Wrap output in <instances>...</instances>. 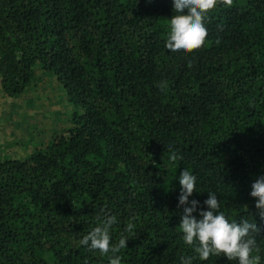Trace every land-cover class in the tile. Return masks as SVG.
I'll list each match as a JSON object with an SVG mask.
<instances>
[{"label":"trees","instance_id":"trees-1","mask_svg":"<svg viewBox=\"0 0 264 264\" xmlns=\"http://www.w3.org/2000/svg\"><path fill=\"white\" fill-rule=\"evenodd\" d=\"M173 7L0 0L1 92L22 96L39 67L75 108L72 127L45 148L0 160V264H109L79 243L102 210L117 217L111 243L129 238L121 264L195 257L179 231L184 169L197 177L198 219L212 192L230 221H256L264 236L250 195L264 175V0H217L190 54L166 48ZM168 148L183 159L170 164Z\"/></svg>","mask_w":264,"mask_h":264},{"label":"clouds","instance_id":"clouds-1","mask_svg":"<svg viewBox=\"0 0 264 264\" xmlns=\"http://www.w3.org/2000/svg\"><path fill=\"white\" fill-rule=\"evenodd\" d=\"M230 4L231 0H224ZM174 15L169 19L170 32L166 48L172 52L193 53L203 47L208 31L204 21L207 15L217 6V0H173ZM217 44L220 40L217 39ZM191 67V64H189ZM161 91L164 84H161ZM166 154V153H165ZM165 157V155H164ZM164 159V158H163ZM167 159L175 164L183 157L171 148L167 149ZM181 185L179 207L183 209L179 231L183 234V242L194 247L196 256H180V264H193L198 257L207 261L210 256L223 254L229 261L237 264H261L260 244L264 243L262 229L257 222L241 218L238 222L229 220L221 210V201L215 193L209 192L204 201L207 210L199 211V219L194 215L200 208V202L190 200L197 191V177L189 169H184L179 176ZM251 197L255 198L257 215L264 220V175L258 177L252 184ZM136 217L133 216L126 224L125 232L132 233ZM117 223V217L102 210L96 216V224L79 243L88 251H98L108 256L109 264H121L118 253L127 247L128 236L121 233L118 243H111V229ZM258 237L260 240L258 241Z\"/></svg>","mask_w":264,"mask_h":264},{"label":"rangeland","instance_id":"rangeland-1","mask_svg":"<svg viewBox=\"0 0 264 264\" xmlns=\"http://www.w3.org/2000/svg\"><path fill=\"white\" fill-rule=\"evenodd\" d=\"M32 86L20 97L0 90V160L25 159L72 127L75 111L60 82L36 68Z\"/></svg>","mask_w":264,"mask_h":264}]
</instances>
